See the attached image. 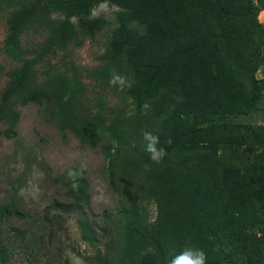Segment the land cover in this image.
Wrapping results in <instances>:
<instances>
[{"label": "trees", "instance_id": "obj_1", "mask_svg": "<svg viewBox=\"0 0 264 264\" xmlns=\"http://www.w3.org/2000/svg\"><path fill=\"white\" fill-rule=\"evenodd\" d=\"M103 3L116 7L110 17L95 15ZM262 11L264 0H0L15 63L0 64V134L15 138L17 105L35 103L60 131L101 148L119 196L101 264H169L185 249L205 252V264H264ZM31 32L42 40L25 44ZM100 35V64L75 65L71 50ZM85 73L102 95L91 96ZM114 73L123 84L110 83ZM109 90L122 106L109 104ZM146 131L160 137L162 160L144 151ZM62 183L55 207L81 212L91 199L85 172ZM25 216L0 203L2 258L7 219ZM78 222L103 242L93 220Z\"/></svg>", "mask_w": 264, "mask_h": 264}, {"label": "rangeland", "instance_id": "obj_2", "mask_svg": "<svg viewBox=\"0 0 264 264\" xmlns=\"http://www.w3.org/2000/svg\"><path fill=\"white\" fill-rule=\"evenodd\" d=\"M113 10L104 3L95 10V15L110 17ZM259 17L264 22V11ZM6 34L7 23L3 18L0 21V64L7 71L15 63L4 52ZM42 38L41 34L31 32L29 37H24V43L32 45ZM105 41V35L88 38L81 47L71 50L75 65L83 70L99 65ZM57 59L55 57L52 62ZM258 76L263 77L264 70ZM87 77L85 73L83 81L91 96L96 91L102 95L104 91L100 92ZM6 82V74L1 73L0 92ZM105 94L111 106L123 105L113 90ZM16 108L20 114L17 136L8 138L0 134V203L15 202L29 217L7 219L3 244L10 253L4 259L0 251V264H101L98 252L104 253L103 244L111 237H106V232L113 227V216L119 204V196L108 183L101 148L84 145L72 133L60 131L35 103L17 105ZM259 114L256 119L263 122L264 109ZM79 170L85 172L88 180L90 202L81 212H64L55 207L57 201L66 200L67 188L62 181ZM151 211H155L154 204ZM80 217L94 221V232L103 242L92 244L84 237L78 222ZM22 232L31 235L23 237ZM35 238L40 239L39 247L33 244Z\"/></svg>", "mask_w": 264, "mask_h": 264}, {"label": "clouds", "instance_id": "obj_3", "mask_svg": "<svg viewBox=\"0 0 264 264\" xmlns=\"http://www.w3.org/2000/svg\"><path fill=\"white\" fill-rule=\"evenodd\" d=\"M112 7L115 10L116 7L114 6ZM105 16L109 17L108 15H105ZM117 81H119L121 84H123L124 82L122 77L114 73L113 78L110 80V83H115ZM147 106L148 105L146 104L145 107ZM143 139L147 142L144 145V151L147 154H149L150 158L155 161L162 160L164 156L167 154V151H166V148L161 144L160 137L158 135H154L146 131L143 133ZM164 143L170 144L171 140L169 139L165 141ZM206 259H207L206 253L203 252L202 250L193 252L190 249H185L180 254L174 256L170 260L169 264H205Z\"/></svg>", "mask_w": 264, "mask_h": 264}]
</instances>
